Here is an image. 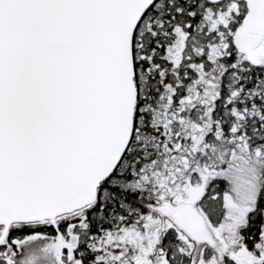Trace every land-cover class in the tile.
I'll return each mask as SVG.
<instances>
[{
	"label": "snow or ice",
	"instance_id": "6c2138e0",
	"mask_svg": "<svg viewBox=\"0 0 264 264\" xmlns=\"http://www.w3.org/2000/svg\"><path fill=\"white\" fill-rule=\"evenodd\" d=\"M0 264H264V0H0Z\"/></svg>",
	"mask_w": 264,
	"mask_h": 264
}]
</instances>
